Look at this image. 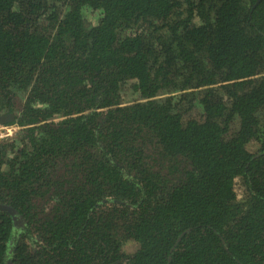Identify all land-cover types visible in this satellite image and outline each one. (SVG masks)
<instances>
[{"label": "trees", "instance_id": "1", "mask_svg": "<svg viewBox=\"0 0 264 264\" xmlns=\"http://www.w3.org/2000/svg\"><path fill=\"white\" fill-rule=\"evenodd\" d=\"M8 113L0 264H264V0H0Z\"/></svg>", "mask_w": 264, "mask_h": 264}, {"label": "water", "instance_id": "2", "mask_svg": "<svg viewBox=\"0 0 264 264\" xmlns=\"http://www.w3.org/2000/svg\"><path fill=\"white\" fill-rule=\"evenodd\" d=\"M15 117H16L15 113H11L0 117V126L4 127L7 123L13 122L15 120ZM0 211H7L11 215H14L13 209L4 204H0Z\"/></svg>", "mask_w": 264, "mask_h": 264}, {"label": "rangeland", "instance_id": "3", "mask_svg": "<svg viewBox=\"0 0 264 264\" xmlns=\"http://www.w3.org/2000/svg\"><path fill=\"white\" fill-rule=\"evenodd\" d=\"M84 14H85V16H86V19H88V20L91 21L92 23H96V22H97L96 15H94V14L91 12V10L86 9V10L84 11ZM5 127H7V126L5 125ZM8 127H15V128H16V130L13 132V136H11V138L15 137V135H17V134L20 132V128H19L18 126H16V125L8 126ZM2 128H3V127L0 126V133L3 131ZM1 129H2V130H1ZM4 139H5V138H4ZM2 140H3V139H0V141H2Z\"/></svg>", "mask_w": 264, "mask_h": 264}, {"label": "built area", "instance_id": "4", "mask_svg": "<svg viewBox=\"0 0 264 264\" xmlns=\"http://www.w3.org/2000/svg\"><path fill=\"white\" fill-rule=\"evenodd\" d=\"M3 131L0 133V139L13 136V132L16 130L15 127H3ZM1 129V130H2Z\"/></svg>", "mask_w": 264, "mask_h": 264}, {"label": "crops", "instance_id": "5", "mask_svg": "<svg viewBox=\"0 0 264 264\" xmlns=\"http://www.w3.org/2000/svg\"><path fill=\"white\" fill-rule=\"evenodd\" d=\"M8 114H11V113H8ZM8 114H5V115H8ZM5 115H2V116H5ZM2 116H1V117H2Z\"/></svg>", "mask_w": 264, "mask_h": 264}, {"label": "clouds", "instance_id": "6", "mask_svg": "<svg viewBox=\"0 0 264 264\" xmlns=\"http://www.w3.org/2000/svg\"><path fill=\"white\" fill-rule=\"evenodd\" d=\"M17 126V125H16ZM5 127V126H4Z\"/></svg>", "mask_w": 264, "mask_h": 264}]
</instances>
